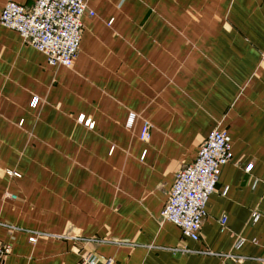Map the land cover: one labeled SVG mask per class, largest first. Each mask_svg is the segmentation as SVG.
I'll return each mask as SVG.
<instances>
[{"label":"crops","instance_id":"1","mask_svg":"<svg viewBox=\"0 0 264 264\" xmlns=\"http://www.w3.org/2000/svg\"><path fill=\"white\" fill-rule=\"evenodd\" d=\"M89 9L73 68L0 25L3 264H264V0ZM216 129L232 160L193 241L159 218Z\"/></svg>","mask_w":264,"mask_h":264},{"label":"built area","instance_id":"2","mask_svg":"<svg viewBox=\"0 0 264 264\" xmlns=\"http://www.w3.org/2000/svg\"><path fill=\"white\" fill-rule=\"evenodd\" d=\"M90 0H35L32 7L7 0L0 16V25L21 34L25 43L45 54L53 67L73 68L80 50L83 17L95 14L89 9ZM39 99L32 105L37 107ZM84 122V118L79 119ZM89 126L90 122H86ZM151 126L146 122L141 140H150ZM232 160V143L227 132L213 130L202 145L197 159L175 176L168 202L161 212L160 223L178 226L184 237L199 241L206 206L217 190L222 168ZM251 166L246 171L250 172ZM258 214L253 216L256 223ZM225 225L226 220H221ZM9 248L0 244V264ZM82 264H98V259L88 257ZM107 264H111L110 261Z\"/></svg>","mask_w":264,"mask_h":264}]
</instances>
